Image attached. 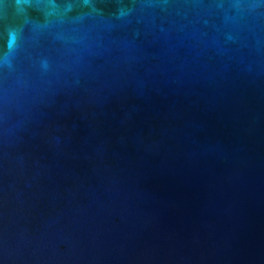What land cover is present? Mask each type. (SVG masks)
Returning a JSON list of instances; mask_svg holds the SVG:
<instances>
[{
  "label": "water",
  "instance_id": "95a60500",
  "mask_svg": "<svg viewBox=\"0 0 264 264\" xmlns=\"http://www.w3.org/2000/svg\"><path fill=\"white\" fill-rule=\"evenodd\" d=\"M0 264H264V0H0Z\"/></svg>",
  "mask_w": 264,
  "mask_h": 264
}]
</instances>
